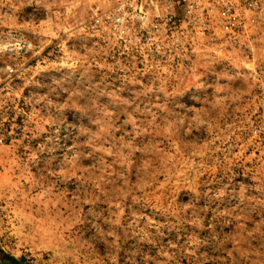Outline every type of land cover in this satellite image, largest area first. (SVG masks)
<instances>
[{"label":"rangeland","instance_id":"obj_1","mask_svg":"<svg viewBox=\"0 0 264 264\" xmlns=\"http://www.w3.org/2000/svg\"><path fill=\"white\" fill-rule=\"evenodd\" d=\"M237 44L141 0H0V252L21 264H264V0Z\"/></svg>","mask_w":264,"mask_h":264},{"label":"built area","instance_id":"obj_2","mask_svg":"<svg viewBox=\"0 0 264 264\" xmlns=\"http://www.w3.org/2000/svg\"><path fill=\"white\" fill-rule=\"evenodd\" d=\"M132 1L140 4L141 0ZM145 2L183 8L195 21H213L235 44L247 29L245 13L259 9L262 4V0H145ZM4 141L0 125V145H3Z\"/></svg>","mask_w":264,"mask_h":264},{"label":"trees","instance_id":"obj_3","mask_svg":"<svg viewBox=\"0 0 264 264\" xmlns=\"http://www.w3.org/2000/svg\"><path fill=\"white\" fill-rule=\"evenodd\" d=\"M0 264H21V261H17L0 252Z\"/></svg>","mask_w":264,"mask_h":264}]
</instances>
